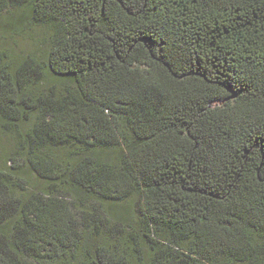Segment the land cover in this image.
Here are the masks:
<instances>
[{
    "label": "trees",
    "instance_id": "1",
    "mask_svg": "<svg viewBox=\"0 0 264 264\" xmlns=\"http://www.w3.org/2000/svg\"><path fill=\"white\" fill-rule=\"evenodd\" d=\"M4 16L52 34L0 54V264H264V0Z\"/></svg>",
    "mask_w": 264,
    "mask_h": 264
},
{
    "label": "rangeland",
    "instance_id": "2",
    "mask_svg": "<svg viewBox=\"0 0 264 264\" xmlns=\"http://www.w3.org/2000/svg\"><path fill=\"white\" fill-rule=\"evenodd\" d=\"M7 16L0 18V54H5L4 57H25L30 55L36 48L37 43L42 41L45 36L52 34V29H46L41 26H26L17 30L9 28L7 32L2 29H7ZM37 52V51H35ZM5 132L0 127V167L10 157H13L15 150L14 143L9 139ZM9 164V163H8Z\"/></svg>",
    "mask_w": 264,
    "mask_h": 264
}]
</instances>
